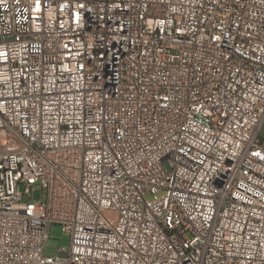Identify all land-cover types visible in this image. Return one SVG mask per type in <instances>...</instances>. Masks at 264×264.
<instances>
[{
	"label": "built area",
	"instance_id": "2783aa9c",
	"mask_svg": "<svg viewBox=\"0 0 264 264\" xmlns=\"http://www.w3.org/2000/svg\"><path fill=\"white\" fill-rule=\"evenodd\" d=\"M262 127L264 0H0V264H264Z\"/></svg>",
	"mask_w": 264,
	"mask_h": 264
},
{
	"label": "rangeland",
	"instance_id": "374dc122",
	"mask_svg": "<svg viewBox=\"0 0 264 264\" xmlns=\"http://www.w3.org/2000/svg\"><path fill=\"white\" fill-rule=\"evenodd\" d=\"M260 134L264 136V127L261 128ZM36 185H39L37 183ZM20 191H23L24 184L19 185ZM162 192L158 193L157 196L161 195ZM35 199L40 198V190H36L33 194ZM144 198L146 200H152L153 196L149 193L145 194ZM106 215H113L112 212L107 211ZM70 244V234L67 231H64L60 223L54 222L50 226L49 237L44 245V253L49 255H54L57 252L59 246L68 248Z\"/></svg>",
	"mask_w": 264,
	"mask_h": 264
}]
</instances>
